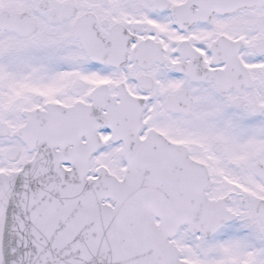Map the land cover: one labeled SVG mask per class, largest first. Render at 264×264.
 I'll return each mask as SVG.
<instances>
[{"label": "snow or ice", "instance_id": "obj_1", "mask_svg": "<svg viewBox=\"0 0 264 264\" xmlns=\"http://www.w3.org/2000/svg\"><path fill=\"white\" fill-rule=\"evenodd\" d=\"M0 264H264V0H0Z\"/></svg>", "mask_w": 264, "mask_h": 264}]
</instances>
